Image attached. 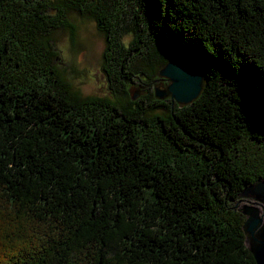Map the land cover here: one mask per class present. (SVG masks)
Instances as JSON below:
<instances>
[{"label": "trees", "instance_id": "1", "mask_svg": "<svg viewBox=\"0 0 264 264\" xmlns=\"http://www.w3.org/2000/svg\"><path fill=\"white\" fill-rule=\"evenodd\" d=\"M76 16L97 20L119 75L161 82L184 53L202 95L180 108L80 95L56 65ZM261 179L264 0H0V264H257L235 202Z\"/></svg>", "mask_w": 264, "mask_h": 264}, {"label": "rangeland", "instance_id": "2", "mask_svg": "<svg viewBox=\"0 0 264 264\" xmlns=\"http://www.w3.org/2000/svg\"><path fill=\"white\" fill-rule=\"evenodd\" d=\"M121 7L122 8L118 11L120 23L127 29V32L121 36V40L125 46H130L132 40L135 38L133 26H135L137 21L136 10L134 9L133 4L129 1H127V3L124 2ZM76 20L78 22L77 34L73 39L68 29L63 30L58 34L57 41L60 46V54L56 59V65L62 67V69H59L60 72H64V78L71 81L73 86L72 88L76 90V92L85 97H109L116 101L119 106L127 105L129 102L143 101L145 104L144 106L148 108L152 105V103L158 100L164 101L166 104L171 106V108H174L175 102L173 103L170 97H167L164 100H159L154 94L155 84H160L161 82L163 84L167 83L165 80H162L161 82L157 80L150 82L147 81L142 72L135 74L129 70L133 74L134 82H127V80H125L127 78L125 77L130 76L128 69H133L134 67H132V65H126L124 68L125 74L121 73V75H119L117 72L118 59H111L109 55L108 62L106 64L103 62L104 53L107 49V38L105 34L98 29L97 20L94 17L79 16H76ZM139 24V28L142 30V24ZM145 30L147 31L148 28H145ZM147 35L148 46L152 47L154 51L156 50V52H154L155 54H153V57L155 60H157L160 56H162L163 53L157 48L155 49V41L151 39L149 34ZM104 68L107 72L104 70ZM67 71L71 72V74L67 73ZM114 76H117V80L120 79L118 84L114 80ZM120 82L125 84L124 86L127 89V93H118L111 89V84L114 88L116 84L119 86L121 84ZM122 87L123 85H121L118 89H121L122 91ZM131 92L138 93V96L135 100H132ZM176 105L179 107L177 102ZM159 108L160 109H157V111H162V109L163 111L165 110V107ZM177 116L182 122H184L185 118H187L186 114L182 112L178 113ZM177 127H179L178 124Z\"/></svg>", "mask_w": 264, "mask_h": 264}, {"label": "water", "instance_id": "3", "mask_svg": "<svg viewBox=\"0 0 264 264\" xmlns=\"http://www.w3.org/2000/svg\"><path fill=\"white\" fill-rule=\"evenodd\" d=\"M158 79L167 83L155 84V97L159 100L170 97L180 106L194 103L206 86L204 69L202 70L196 61L184 53L174 54L160 68ZM131 93L132 100H135L138 93ZM242 201L244 202L241 203ZM235 207L245 216L242 225L249 250L257 264H264V179L244 187L238 195Z\"/></svg>", "mask_w": 264, "mask_h": 264}]
</instances>
